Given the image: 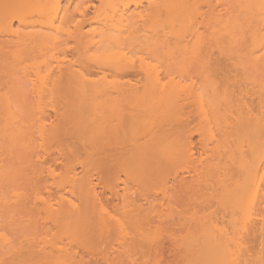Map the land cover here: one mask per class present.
Segmentation results:
<instances>
[{
    "label": "bare ground",
    "instance_id": "obj_1",
    "mask_svg": "<svg viewBox=\"0 0 264 264\" xmlns=\"http://www.w3.org/2000/svg\"><path fill=\"white\" fill-rule=\"evenodd\" d=\"M96 1L97 4L93 5V17H91L89 21H86L88 19H86V17H89L88 10L90 7H84L81 9L77 8L76 12L81 17L80 20H77L75 15L71 14L72 4H67L66 0H0V54H3L5 58L4 62H2V64H5V66L3 67L5 69L3 70L1 69L2 67L0 68V70H2L0 71V86H4L2 84H6L8 81V85L11 84L13 86V83L18 84H15L13 88L15 89L16 87V89L18 88L17 90L21 88L22 92L25 91L23 92L25 102L24 99L23 102L27 103L26 105L31 108L35 103L33 109H35L37 113L41 115L39 117V120H41V124L39 126H37V119H31L32 122L30 120H28L29 122L26 120L24 121L23 117L21 115H18V113L13 110L14 104L12 103V101L10 102V98L8 97L7 93H1L2 90L0 89V154L6 152H28L29 155L32 153L34 155L35 153L33 150L36 149L34 148V146L36 147V145L34 144L36 141H38V137L36 138V135H38V133L39 140L41 139L42 145L44 142V144L48 143L47 146H49V143H52V145L54 146V140H56V142L57 140H59L60 144L58 147L56 146L59 150V147L62 144L60 141L62 140V138L60 137H63V135L68 137V135H65L64 133L66 132L67 127L65 128L63 135L61 134L65 125H69L70 128H77H75L73 131L75 133L77 132L76 138L78 139V142H80L81 145H83V147L85 148L82 150H86L87 154L85 155L82 153V156H84H80V151L83 152L82 150H80L79 152L75 151L76 153L73 154L71 149L74 146L68 148L70 146H66V140H63V142L65 143L63 144L64 146H66V148L63 146V144L62 146L64 147V149L71 150V152H69L70 156H73V158L71 156V158L73 159H71V161L73 162L69 161L70 165L67 162L68 165H65L66 169L64 170V174L61 173V175L58 176L59 182H57V185L55 186H57V188L67 190L68 192H63L62 194L64 195L58 193L61 196L59 197L57 194V196L59 197L58 199L56 197L57 200L54 197L52 200L55 199V201H49L50 199L47 201L46 199L43 200V204H41L43 207H41V209H43L45 213V217L43 218H45L50 223V225H52V227L54 226L52 230L55 228L52 240L49 241L47 239V236L45 240V243L47 244L40 249H35L38 246H31V244H27V247H25V245L22 243L24 247L19 246L20 242H16V244L15 241L11 239L10 233H6L8 229L5 230V227L8 228V226L14 223L16 220L9 219L6 222V225L3 221L0 220V260L3 261L0 264H5V262L6 264H10V261H8L9 258L11 259V261L15 260L13 261L15 264H31L32 262V264H84V261L86 260L82 261L83 258L81 256L80 257L82 259L77 257L79 255V252H76L75 249L77 247H82L81 249H83V251H87L88 248H90L88 252H90L91 250H95L94 252H96L98 255H101L102 252V255H109V251H111L110 247L112 244L109 245L110 238L107 240L106 234L112 235V233H114L112 232V230L114 229L115 231H119L118 233H115L116 235H118L117 239L114 235V239L119 241L117 242L119 248L117 247V244H115V246L113 247H115L116 250L112 247L115 251H113V253L109 257L105 255L107 256V258L103 256L105 260L101 256V259L104 260L102 261L107 262V264L108 262H111L110 264H138L141 260L144 259L143 258L136 263L137 255L134 256L129 254L132 252L131 249L133 248L130 249L131 252L130 250H127L128 247L125 248L126 245L124 244V241H126L129 237L128 235L130 231L128 232L126 230V227L124 225L125 221H121L119 219L120 217L116 218L117 215L115 216V213L112 214L107 210L105 204L103 203V198H101L103 197V195L100 196V190L98 189L99 183L103 184V187L105 186V188L111 189L114 186L113 190L111 189V191L115 190L113 192L114 196L117 195L118 201L122 202L121 206L124 207L125 205L124 208H128V205L131 206L130 210L133 209L135 213L138 212L136 213L137 216L138 214H140L139 208H142L144 204H146V206L153 205V207H156V204H152L153 202L149 201L148 198L144 199L145 197L143 198V200H145V203H142L143 205L141 204V207H139L140 205L138 206L133 202H129L125 193L123 194L119 190L116 191L119 187L117 184L120 185L119 182L117 183L119 178H117V184L114 183V185L111 187L113 183L112 181L111 183H109L110 185L108 184L110 187H106L107 181L105 179L108 178L106 177L103 180L102 178H104L103 171L108 167L103 166L104 168L102 167V169H99L100 172L98 171V168H101L102 166L100 165L101 162H98L101 154H103L104 156V154L108 152V150L106 149L105 150L107 152H105L104 147H107L108 145L110 146V144L112 145L114 144V142L115 145H118V143L119 145L122 144L123 134L121 133H125V131H127L126 129H124V127L126 128L127 126L128 128L130 126L129 128L135 129L133 128V126L136 127V124H139L138 126L142 125V128L145 127L147 129L148 127L149 133L147 134V137H142V140L144 137H146V139H144L146 141H143V144H140L139 147H133V149L135 148L136 150L137 148V150H134V153H132V155V151H129L130 154H126V151L123 152L126 154V158H128L127 155H129L130 160L133 158H138L141 166L138 164L136 159L134 161H136L137 163L133 162V165L138 164L140 166V169L141 167L142 169H144L143 166L145 165L144 163H146V160L147 162L154 161L155 164L153 162L151 163L155 167H158L156 162L160 158L163 159L161 160V162L158 161L161 163V165L163 164L162 161H167L166 164L164 163L166 165L165 170L167 168L169 169L170 165L172 166L174 164H180L181 167L180 165H178V168L174 165L176 167H174L176 170L175 172H178V170H180L179 172L182 173L185 170L188 175H190L191 173H198L199 176L197 175L198 178L196 182V176L194 178L195 180L193 179V177H191L190 179V176H185V172H183L181 174L182 176L179 177L180 179L178 178L175 182L177 173H175V175L174 172H172L174 171L173 168L172 170L169 169L174 174V182H178V185L180 184L181 188H185L183 189L185 190V192L189 190L191 191L189 193L190 199L192 197L191 194L197 197L201 195L204 192H202V190H204L202 189V187L207 189L204 194L201 195V197L199 196V199L197 197L194 198L195 196H193L191 200H194V206L202 199L203 203H201V200L197 204L200 205L198 206L200 209L204 205L205 208H203V206L202 209L206 210L208 209L207 204H212V207L215 206L214 208H216V210L218 209V211H220L219 209H222V211H225L226 216L228 215V217L230 218H226L227 221H219L220 218H213L214 215L210 212V214H212V216L210 215L212 218L210 216H207L210 218H207L208 220L204 221V219L201 217V221H204L201 222L199 218L200 212L197 210L199 214L196 215L195 218L198 217L199 221H196L197 219H193L196 221L195 223H201H197L199 226H201L199 227V229L194 230L195 232H197L196 235L190 237L189 240L184 239V242L182 243L185 244L181 243V246L183 247H181V249L178 248V254H174V259L176 260L175 264H264V80L261 83L259 81L255 82L254 80L253 82L251 80L252 83H250V85H247L246 89H244L245 91H242L243 93L241 92L243 95L241 96V93H239L243 101H241L240 99V101H237V98L239 96H237L236 94L233 95L234 97L235 95L237 96L236 101L237 103L239 102V105L237 106L239 107V110L236 109L238 111V114L233 117L234 119L230 118L229 116H225V119L227 118L225 121L223 118V114V117H221V119L223 118L222 120L224 125H222V127L224 128L222 129L221 127L215 129L222 132V134L220 136L218 135V137L216 135L218 132L214 131V127L220 126V121L216 116L215 119L214 116H212L213 114L211 113V115L209 116L208 112H206L207 110H205L207 106L203 98V86H201L200 84L198 85V83L193 80L191 81L187 78L185 79L184 76H181V74L184 73L183 71L186 70L185 66L187 62L191 59L199 60L200 57V60L204 61L203 57H205L206 59L208 58L207 61L210 62L209 58L212 59L211 57H213V50H215V53L218 51L219 53L225 55L227 53V44L229 46L243 44L248 50L247 55L253 63L254 72L259 75L261 71L264 77V0H231L229 3H223L224 1L222 2L221 0H210V3L209 0H206L210 3L208 4V6L211 15H206L207 20L203 19L201 21L203 22L204 20H206L207 23L206 25H204V27L201 26L202 24L199 23L200 19L198 18V15L201 14H199L200 9L198 7L199 5L197 6V1L200 0ZM144 1L149 4V9L150 11H152L151 15H149L147 12L148 10H146L148 7H144ZM145 12H147V14H144ZM148 17L150 18L149 20H155L152 21L153 23L155 22V25H153L150 29L147 26ZM203 24H205V22ZM199 26H201V28L203 27L204 31H202L203 29L201 30ZM148 29L151 30L152 39L155 40V42L153 41V45L163 47L164 51H167L168 48V51H165L168 57V60L166 61L168 62V64H166L165 66L168 65V67H165L161 64L159 65V63L153 62V60L146 58V56L143 55L146 50L142 54L144 57H136V55L133 54L134 50L131 48V46H133V44L139 39H148L147 35H145V33H148L149 31ZM71 42L73 43L74 48L70 47ZM160 47L159 49H161ZM68 48H72L74 52L76 51V53L74 54V59L73 57L70 60L65 59L67 56L64 52ZM62 55H65V57H62ZM146 55L148 56L147 53ZM176 65L177 67H175ZM163 67H165V71L167 70L166 72L163 71ZM171 67H173V69L177 68L181 72L178 79L177 77H173V75L170 74L171 69L169 70L170 72L168 71V68ZM173 69L172 71H174ZM220 69L222 70V66ZM223 69L225 70L224 67ZM93 70H97L98 74L100 73L102 74V76L99 79H93ZM135 73L138 76H143H141V85L139 83V85H137V83L134 84L131 79H125L129 76L131 77ZM3 74L6 76L5 78L4 76H2ZM174 74L176 73L174 72ZM109 76L110 78H112L111 80H109ZM122 79L125 81H122ZM4 81L7 82L5 83ZM224 85L226 88V81ZM13 88L12 90L14 91ZM231 90L234 89L231 88ZM227 94L229 95V91ZM234 97L232 98L234 99ZM228 98L231 97L228 96ZM126 103L131 112L132 106H134L133 109L135 107L138 108H136V113L139 109H141L142 111H140V113L143 114L142 112H144V119L141 118V114L140 117H138L137 115V117H134L133 115L135 113L132 112L133 115H131L129 111V113L126 111V113L130 115L128 118V120L130 119V121H128L130 124H127V119L126 121L124 120V115L123 120L119 117V120L117 122L115 120H111L112 118L115 119V114H117L116 112L118 111V108L121 109V104L125 105ZM50 105H54V109H56L57 106L59 108V111L54 110V116L46 115L48 113L47 109L51 107ZM198 107L200 108V114L202 113L201 117H204V122L202 121L204 124L201 122L199 123L203 124L202 127L197 122H195L200 126V129H198L199 127L197 128L196 125V131L199 134L201 133L200 135L202 138L200 141L202 142V145H200L203 148L202 153L197 152L198 156L200 157H196L197 153L194 150L196 144H194L192 140L194 135L193 133H196V131H194V129H189L190 119L188 117L191 113H193L192 109L194 108L195 110ZM74 108L78 110L75 111ZM189 108L190 110H192L191 113L189 112L190 114H185L184 111L186 109L190 111ZM199 108L197 109L198 111L195 110L194 114L196 112H199ZM126 110H128V108ZM122 111L123 110L121 109V112ZM69 112L72 114V116H75L70 117V124L77 123L78 125L76 124V126H74L73 124V126H71L72 124H69ZM74 113L76 115H73ZM107 113L110 114L109 116L112 115L111 119L107 118ZM118 113H120V110ZM122 113H120V115H122ZM226 113L228 114V111H226ZM233 113L235 112L233 111ZM82 114H85L87 116H83ZM197 114L195 115L198 116ZM81 115L83 117H81ZM147 115L148 117H146ZM76 116H78L80 122L78 121V119L75 120ZM131 116L133 117L130 118ZM232 116L233 115H231V117ZM53 117H55L57 123L58 120L60 121L58 124L61 126L56 127L55 124L57 123H55V120H52ZM47 120H51L50 126L48 125L50 122L47 123ZM195 120L197 121V119ZM121 123L122 127L121 125H119ZM118 126L120 127L121 133L118 129ZM36 127H38V129H36ZM50 127H52L51 130H49ZM143 131L144 130H142V134ZM136 132L138 133L140 131L137 130ZM117 134L119 135V137H117ZM113 137L116 139H114ZM119 139H121L120 142ZM138 140L141 139L139 138ZM135 143L138 144L140 142H137L136 140ZM41 144L39 145L40 149L42 146ZM67 144H70L69 141L67 142ZM137 144H134V146ZM209 145L212 146L209 147ZM43 147L44 148L41 149L42 151L47 150L45 149V145H43ZM56 147L54 146L55 149ZM102 147L104 151L102 150ZM107 148L111 150V148L113 149L114 147ZM197 148L198 147H196V149ZM38 149L39 148L37 146V150ZM113 150H116V148ZM109 153L113 154L112 152H108V155ZM41 154L42 153H40V155ZM68 154L69 153H67L66 155L69 156ZM75 154H78L80 157H82V159ZM209 154L211 155L209 156V162L203 165L204 167H200L199 169L202 168V170L200 171L196 167L198 165H196L195 163L199 158L204 157L203 155L206 156ZM74 155L78 158H76ZM108 155H105L106 159ZM115 155L112 156L114 157ZM103 156L101 157V159H103L104 161L105 157ZM156 156L158 159L156 158ZM34 157H36V155ZM85 157L86 159H84ZM116 157L115 159H113L114 161L117 159ZM152 157H154V160ZM121 158L123 159L122 156ZM121 158L119 160L117 159L119 163L117 162V166L115 165L116 168H119L120 166L122 168H125L126 165L130 166L129 163L127 164V162H122L123 160H121ZM223 158L225 159V161L228 160L226 161V164H223L225 163V161H221ZM75 159L77 160L75 161ZM111 159L109 161L110 163ZM141 159L143 160V166L141 164L142 162H140ZM199 160L198 164L200 163ZM103 161L102 163H106V160L104 162ZM229 161L231 165L236 167L235 169H233V172H231V165H228ZM123 163L126 165L124 166ZM160 163H158V165ZM79 164L81 165L79 168L83 169V171L81 170L82 174L79 173L80 170H76V167ZM111 165L112 164H110V167ZM165 165L162 167L164 168ZM149 166H151V164ZM227 166L228 168H230V170L227 168ZM96 167L97 169H94ZM147 167L148 166L146 165V169H144V172L147 171ZM127 168L128 167L126 166L125 169ZM132 168H134V166ZM148 168L150 169V167ZM7 169H2L1 165L0 180H2L5 175L4 171L5 173L6 171H9ZM153 169L154 168L151 169L152 172ZM54 171L55 170H52L51 172L49 168L47 173L50 172L48 174L54 176ZM93 171L95 173V176H98L102 171L100 177L98 176V181L94 179L97 178V176H94ZM148 173L147 174L151 176L150 170L148 171ZM160 173L162 172H159L157 174L158 179L160 178ZM166 173L170 172L166 171ZM32 174L30 173V175ZM40 174L42 173H39V176H41ZM56 177L53 178L55 179ZM139 177H141V175ZM147 177L148 176H146V178ZM164 177L165 174L163 175V178ZM54 179L53 181L55 184L56 179ZM148 180L149 179H147V181ZM96 181L99 183H96ZM150 182L153 181L150 180ZM124 183L122 184L124 185ZM165 183L168 184L167 182ZM165 183H162V185ZM192 184L196 185L193 186ZM168 185L165 189L163 188L160 191L161 194H163V198L161 197L163 200L165 199L164 197L167 196L166 193L169 190ZM197 185L200 187L202 185V187L199 188ZM37 188L36 190L40 191V189ZM186 188H188L189 190H186ZM166 189L168 190L166 191ZM199 189L201 191V194H193V192L195 193V190L198 192ZM36 190L33 192H36ZM124 191L128 190H124L123 188L122 192ZM22 194H14V198L18 202H14V205L17 204V208L19 207L18 205H25V203V206L27 208V201L25 200V198H23ZM26 194H24V196ZM32 198H35L34 201L36 200V197ZM5 199L6 198L2 199V201L0 202V204L2 203L1 205L9 206V203H11V206H14L12 204L13 199L4 202ZM197 199L198 202H196ZM37 200H40V198H38ZM143 200L141 202H143ZM38 205H40V202L38 203ZM191 205L193 206L192 203ZM8 206L6 208H8ZM157 206H161V209L164 208V205L162 204H157ZM22 208L24 207L21 206V209ZM165 209H163L162 211H164ZM216 210L214 211V214ZM135 213L132 212V214ZM220 213L222 212L220 211ZM161 215H163V213ZM143 217L141 219H138V221L140 220L139 222L144 220L142 222L143 224L140 223L141 225H144L145 222V219H143ZM133 218L135 217H131L129 219L131 220L130 223L127 221L126 223L132 224L134 222H138L137 219L132 222V220H134ZM138 223H134L133 225L138 226ZM146 224L144 225V229L140 225L143 231L148 229V226L146 227ZM93 227L98 229V236L95 234V238L93 237V240H95V242L97 241L98 243H94V246H92L91 244L87 248V246H85L87 244V234L93 229ZM99 231L101 232L99 233ZM158 231L159 230H156V232ZM160 232L161 231H159V233ZM99 234L100 236L102 234L103 237L101 236V238ZM148 234L144 233L142 234V236L145 244H149V246L154 242L156 243V241L158 242L159 236H161L157 233L156 235H159L157 237L153 233V237L156 236V238H153L149 236L150 234ZM130 237H134L135 239L132 238V240H136L139 236L136 238L134 233L133 236L130 235ZM150 237L152 238V240ZM138 239V242L141 241V238ZM149 239L151 244L148 243ZM47 240L49 242H46ZM99 240L106 242L105 244L104 242H102L103 245H101ZM185 240L187 242H185ZM67 241L68 243H66ZM127 241L129 242V240ZM159 241L160 242L158 243L162 244L163 240L162 242L161 240ZM74 243H76V246L74 245ZM99 243L100 246H98ZM155 243L152 244L153 246L151 245V250L157 249L153 248ZM67 244L69 245V247H67ZM159 244H157L158 247L161 246ZM107 245L109 247H107ZM72 246H75V249H73L74 247ZM102 246L105 247V250L103 251L101 250L103 249ZM97 247L102 248H98L99 251L97 252ZM159 249L161 248L159 247ZM175 249L178 250L177 247L174 248V250ZM159 251L160 250H157L156 252L159 253ZM94 252H90L93 254V258L95 255ZM135 253H137V251ZM97 254L96 256L98 257ZM140 254L142 255V253H139V255ZM7 255H9L10 257ZM175 256L176 258H180L176 259ZM134 257L136 260L133 259ZM174 259L172 263H174ZM154 261L155 260L153 259V263ZM13 262L11 263L14 264ZM142 264H148V260ZM158 264H161V262L159 261ZM168 264L170 263L168 262Z\"/></svg>",
    "mask_w": 264,
    "mask_h": 264
},
{
    "label": "rangeland",
    "instance_id": "obj_2",
    "mask_svg": "<svg viewBox=\"0 0 264 264\" xmlns=\"http://www.w3.org/2000/svg\"><path fill=\"white\" fill-rule=\"evenodd\" d=\"M69 1V2H68ZM201 1V2H200ZM200 1H197V6L199 7V9H200V12H199V14H201V15H198V18L200 19V22L199 23H201L202 25L201 26H203L204 27V25H206V18H207V16H209V15H211V13H210V10H209V6H208V4H210L211 2H210V0H209V2L208 1H206V0H200ZM204 1H205V3H204ZM217 1H220V0H217ZM223 3H229L231 0H221ZM66 2H67V4L69 3V4H72V8H71V14H74L75 15V17H76V19L77 20H80V16L77 14V12H76V9L77 8H84V7H90L89 8V14H88V16L89 17H86V21H89V19L91 18V17H93V5H95V4H97V1L96 0H66ZM145 3V8H147L146 10H148L147 12H148V14L149 15H151V13H152V11H150V7H149V4L146 2V1H144ZM199 2V3H198ZM208 2V3H207ZM143 4V5H144ZM216 4V3H215ZM146 5H148V6H146ZM210 9H212V8H210ZM147 12H145L144 14H147ZM210 14H209V13ZM212 12V11H211ZM207 15V16H206ZM200 16V17H199ZM204 16H206V17H204ZM146 17H147V15H146ZM201 17H202V19H201ZM148 20H147V22H148V24H147V26H148V28L150 29V28H152V26L153 25H155L152 21H155L154 19H152V20H149L150 18L148 17L147 18ZM203 19H206V20H204L203 22H201ZM208 19H209V17H208ZM205 22V24H203ZM76 23V22H75ZM74 23V24H75ZM153 23V24H152ZM87 24H88V22H87ZM152 24V25H151ZM17 25V24H16ZM200 25V24H199ZM201 26H199L200 27V29L202 30L203 29V27L201 28ZM206 28V27H205ZM148 29V30H149ZM202 31H204V29L202 30ZM145 35H147V37H148V39H146V38H143V39H139V40H137L134 44H133V46H131V48L134 50L133 51V54H135L136 55V57H140V56H146V58H149L150 60H153V62H156V63H159V65L161 64V65H163V66H165L166 64H168V62H166L168 59V57H167V55H166V53H165V51H164V48L163 47H160L161 49H159V47L158 46H155V45H153V43L155 42V40H153L152 39V33H151V30H149L148 31V33H145ZM154 41V42H153ZM173 42V41H172ZM228 44L226 45V50H227V55L225 56L224 54H221V53H219L217 50V52L215 53V50H213V52H212V55H213V57H211L212 59H210L209 58V60H210V62L209 61H207V59L205 58V57H203L204 59V61H202V60H200V57H199V60H196V59H191L190 61H188L187 62V64H186V70L185 71H183L184 73H182L181 74V76H184V78L186 79H188V80H193V81H195V82H197L198 83V85L200 84L201 86H203V91H204V96H203V98H204V100H205V102H206V106H207V108L205 109V110H207L206 112H208V114H209V116L211 115V114H213L212 116H214V118H215V116L217 117V119L222 123H220L219 122V124H220V126H218V127H214V131H217V130H215V129H217V128H221L222 127V125H224V123H223V118H224V121L227 119H225V116H229L230 118H233V117H235V115L236 114H238V111L236 110V109H238L239 110V107H237L238 105H239V102L237 103V101H243V99H242V91L244 90V89H246V87H247V85H250V83H252V81L254 82V80H255V82H262L263 80H264V77H263V74H262V72L260 71V73H259V75H257L255 72H254V68H253V63H252V61L250 60V58H248V55H247V52H248V50H247V48L245 47V45H243V44H238V45H232V46H229V48H228ZM70 47H72V48H74V46H73V43L71 42V44H70ZM70 49V48H68L64 53H66L65 55L67 56L65 59H67V60H70L72 57H73V59H74V54L76 53V51L74 52V50L73 49ZM163 48V49H162ZM73 50V51H72ZM146 50V51H145ZM145 51V52H144ZM167 51H168V48H167ZM166 51V52H167ZM143 52H144V54H143ZM146 53L148 54V56L146 55ZM164 53V54H163ZM143 54V55H142ZM221 56H220V55ZM65 55H62V57L64 56L65 57ZM212 55H210V56H212ZM222 55H223V57H222ZM76 56V55H75ZM143 56V57H144ZM202 56V55H201ZM225 56V57H224ZM1 57H2V59H1ZM76 59H77V57H76ZM202 59V58H201ZM4 60H5V58H4V55L3 54H0V68L1 69H5V68H3L4 66H5V64L3 63L2 64V62H4ZM207 61V62H206ZM209 63H211V64H209ZM210 65H212V66H210ZM219 66H220V68H221V66H222V70L219 68ZM162 67V66H161ZM165 67H168V65L167 66H165ZM165 67H163L162 69H163V71H165ZM174 67V66H173ZM173 67H171V68H168V71L171 69V72H173V73H171L170 71V74H172L173 75V77H177V79L180 77L179 76V74L181 73L177 68H175V69H173ZM175 67H177V65L175 66ZM223 67L225 68V70L223 69ZM167 69V68H166ZM172 69L174 70V71H172ZM177 69V70H176ZM221 71H220V70ZM224 70V71H223ZM0 71H2V70H0ZM167 71V70H166ZM165 71V72H166ZM179 71V72H178ZM93 72H94V74H93V76H92V78L93 79H96V78H100L101 76H102V74H98V72H97V70L95 71V70H93ZM174 72L176 73V74H174ZM5 74V73H4ZM2 75V76H4V78L6 77L5 75ZM178 74V75H177ZM100 75V76H99ZM135 75V76H134ZM134 75H132L131 77L129 76L128 78H125L126 80L127 79H131L132 80V82H134V84H136L137 83V85H139L141 82H142V75H140V76H138V75H136V73L134 74ZM175 75V76H174ZM177 75V76H176ZM142 76V77H141ZM251 76H253V77H251ZM108 78H110V76L108 77ZM251 78V79H250ZM256 78V79H255ZM112 78H110L109 80H111ZM6 80V79H5ZM144 80V79H143ZM252 80V81H251ZM7 81H8V79H7ZM7 81H4L5 83L7 82ZM122 81H125V80H123L122 79ZM141 81V82H140ZM225 81H226V88H225V85H224V83H225ZM251 81V82H250ZM9 82V81H8ZM6 83V84H2V85H4V86H0V89L2 90H0L1 91V93H7V95H8V97L10 98V102L12 101V103L14 104H12L13 105V110H15L17 113H18V115H21L22 117H23V119H24V121L26 120V121H28V120H30L31 121V119L33 120H36V122H37V126H39L41 123V120H39V117L41 116V115H39V113H37V111L35 110V109H33V106H35V103L33 104V106H32V108L31 107H29L28 105H26L27 103H24L25 102V98L23 97L24 95H23V92H25V91H21V88H19V90H17L16 89V87H15V89L13 88L14 87V85L16 84H14L13 83V86L10 84V85H8L9 83ZM190 82V81H189ZM10 83H12V82H10ZM139 83V84H138ZM228 83V84H227ZM16 85H18V84H16ZM20 85V84H19ZM25 85V84H24ZM141 85V84H140ZM223 85V86H222ZM12 86V87H11ZM22 86H23V84H22ZM7 87V88H6ZM250 87V86H249ZM10 88V89H9ZM12 88L14 89V91L12 90ZM223 88V89H222ZM225 88V89H224ZM230 88V89H229ZM231 88L232 89H234V90H231ZM228 89V90H227ZM12 90V91H11ZM227 92H226V91ZM10 91V92H9ZM228 91H229V95L227 94L228 93ZM232 91V92H231ZM245 91V90H244ZM9 92V93H8ZM224 92H226V93H224ZM234 92V93H233ZM242 92V93H241ZM233 93V94H232ZM239 93H241L240 95H239ZM227 94V95H226ZM231 94V95H230ZM234 94H236L237 96H239L237 99H236V95H235V97L233 96ZM228 96L229 97H231V98H228ZM12 97H14V98H12ZM232 97H234V99L232 98ZM11 98H12V100H11ZM23 99H24V102H23ZM240 99V100H239ZM237 100V101H236ZM55 105V104H54ZM54 105H50L51 107H49L47 110V114L46 115H53L54 116V110L55 111H59V108H58V106L56 107V109H54ZM125 105H126V107H125ZM121 104V109L124 111H122L121 112V109H119L118 108V111L116 112L117 114H115V119L114 118H112L111 116H109L110 114H108V117L107 118H112L111 120H115L116 122L119 120V118H121L122 120H123V118L125 117V121H126V119H127V124L129 123L128 121H130V119L128 120V118H129V114H127L126 113V111L128 112H130L131 113V115H133L132 114V112L133 113H135L133 116L135 117L136 115L138 116V117H140L141 115V118H143L144 119V112H142L143 114H141L140 113V111H142L141 109H139L138 110V112L136 113L135 111H137V107H135L134 109H133V107L134 106H132L131 107V110H132V112L130 111V109H129V107H128V105H127V103L126 104ZM235 105H236V107H235ZM76 106V105H75ZM123 106V107H122ZM136 106V105H135ZM205 106V107H206ZM72 107V106H71ZM35 108V107H34ZM52 110H51V109ZM61 108V107H60ZM125 110H124V109ZM128 108V110H126ZM137 108V109H136ZM199 108V107H198ZM197 108V109H198ZM197 109H195V110H197ZM208 109H209V111H208ZM74 110L75 111H77L75 108H74ZM119 110H120V113H122V115H120V113H118L119 112ZM189 110H190V108H189ZM193 110V111H192ZM192 110H190V111H188V109H186L184 112H185V114H188L189 112L191 113V111L193 112V113H189L190 114V116H188L189 117V119H190V127H189V129H194V131H196L197 130V128L198 129H200V126L202 127L203 126V118L204 117H201V114H200V108H199V112H196L195 114H197L198 116H200V117H198V116H196L195 114H194V112H195V110H194V108L192 109ZM60 111H61V109H60ZM71 111V110H70ZM108 111V110H107ZM188 111V112H187ZM198 111V110H197ZM226 111H228V114L226 113ZM231 111V112H230ZM233 111L235 112V113H233ZM237 111V112H236ZM74 112V111H73ZM72 112V113H73ZM128 112V113H129ZM231 114H230V113ZM36 113V114H35ZM70 113V112H69ZM77 113V112H76ZM80 113V112H79ZM126 113V114H125ZM211 113V114H210ZM34 114V115H33ZM114 114H113V117H114ZM141 114V115H140ZM200 114V115H199ZM223 114H224V117H223ZM227 114V115H226ZM70 116H68V120H69V124H70V117H75V116H72V114L70 113L69 114ZM73 115H76L75 113L73 114ZM83 116L85 115V114H82ZM81 115V117H83ZM106 115V114H105ZM120 115V116H119ZM123 115H124V117H123ZM194 115V116H193ZM231 115H233L232 117H231ZM36 116H38V117H36ZM85 116H87V115H85ZM107 116V115H106ZM117 116V117H116ZM122 116V117H121ZM133 116H131L130 118H132ZM136 116V117H137ZM187 116V115H186ZM185 116V117H186ZM198 117V118H196V117ZM211 116V117H212ZM35 117V118H34ZM119 117V118H118ZM146 117H148V115L146 116ZM221 117H223L222 119H221ZM237 117V116H236ZM140 118V119H141ZM194 118V119H193ZM73 119V118H72ZM78 119V121L80 122V119L78 118V116H76V119L75 120H77ZM117 119V120H116ZM133 119H136V118H133ZM142 119V120H143ZM148 119V118H147ZM188 119V118H187ZM195 119H197V121L195 120ZM202 119V120H201ZM216 119V118H215ZM234 119V118H233ZM52 120L54 121L55 120V117H53L52 118ZM61 120V119H60ZM67 120V121H68ZM74 120V119H73ZM142 120H138V121H142ZM212 120H213V118H212ZM230 120V119H229ZM232 120V119H231ZM48 121V120H47ZM62 121H63V119H62ZM121 121V120H120ZM125 121H124V123H125ZM203 121V122H202ZM217 121V120H216ZM29 122V121H28ZM32 122V121H31ZM34 122V121H33ZM50 122V123H49ZM60 121L58 120V123H59ZM75 122V121H74ZM116 122H114V123H116ZM195 122H197L198 124L201 122V123H203V124H197V123H195ZM218 122V121H217ZM35 123V122H34ZM47 123H49L48 125L50 126V124H51V120H49ZM55 123H57V120H55ZM57 123V124H58ZM68 123V122H67ZM120 123V122H119ZM123 123V122H122ZM122 123L121 124H119V125H121V127H122ZM123 123V124H124ZM192 123V124H191ZM195 123V124H194ZM28 124V123H27ZM57 124H55L56 125V127L57 126H61V125H57ZM65 124V123H64ZM72 124V123H71ZM70 124V125H71ZM74 124V123H73ZM73 124L71 125V126H73ZM77 124V123H76ZM76 124H74V126H76ZM126 124V125H127ZM130 124V123H129ZM53 125H54V123H53ZM78 125V124H77ZM139 124H136V127H134L133 126V128H135V129H132V128H127V126H126V128L124 127V129H126L127 131H125V133L124 132H122L121 133V131H120V127L118 126V129H119V131H120V133L121 134H123V138H122V144H120L119 145V143H118V145H115V142H114V144H110V146L108 145L107 147H114L113 149H115L116 148V150H113L112 148H111V150H109L106 146L104 147V150L106 149V150H108V152H112L113 154H111V153H109V155H108V152L105 150V152H107V153H105L104 154V156H103V154H101V157L103 156V157H105L104 159L106 160V163H102V161H103V159H101V157L100 156H98V157H100V159L102 160H98V162H101V164L100 163H98V164H100V165H102L101 166V168L99 167L98 168V171H99V169H102V167L104 166V167H108V168H106L103 172V177L104 178H102V180L103 179H105L106 177L108 178V179H105L106 181H107V184H106V187H110L109 185V183H111L112 181H113V183H112V185H111V187L114 185V183H116V181H117V178H119L118 179V181H117V183L119 182L120 183V185L119 184H117L118 186H116V187H118V189L116 190V191H121V193H125L126 195H127V200L129 201V202H133L134 204H137L139 207H141L145 202V200H143V198L144 199H146V198H148V200L149 201H151V202H153L152 204H156V207H153V205L152 206H146V204H144L143 206H142V208H139V213L141 214H138V216H137V214L136 213H138V212H136L135 213V211H133V209L132 210H130V207L131 206H129L128 205V208H124L125 207V205H124V207L123 206H121V201H118V199H117V195H115L114 196V191H111V189L113 190V188H114V186L110 189V188H105V186L103 187V184H100L99 182H97L98 180V176L100 177V174L102 173V171H101V173L97 176V178H94V179H96L97 181H96V183H99V187H98V189L100 190L99 192H100V196H102L103 195V197H101V198H103L102 200L104 201L103 203L105 204V206H106V208H107V210L109 211V212H111L112 214H114L115 213V216L117 215V217L116 218H119L121 221L123 220V221H125V223H124V225H125V227H126V230L129 232V237H130V235L131 236H133V234L135 233V237L137 238L138 236V238H141V241H139L138 242V238L136 239V240H134L135 238L134 237H132V238H134L133 240H132V238L130 237H128L127 238V240H129V242L127 241V243H126V241H124L125 243V245H126V247L125 248H127V250L129 251L131 248H133V249H131L132 250V252H131V250H130V252L131 253H129L127 250V252L130 254V255H134V256H136L137 258V261H136V263L137 262H139L141 259H143V260H141L138 264H142V263H144L145 261H147L148 260V264H158L159 263V261L161 262V264L163 263V264H168V262L170 263V264H175L176 263V260L174 259V254H178V252L177 251H179V249H181V247H183V246H181L182 244H185V243H182V242H184V239H186V240H189V238L190 237H192V236H194V235H196L197 234V232H195L194 230L195 229H199V227L201 226H199L197 223H199V222H197V223H195L196 221H199L198 220V217L197 218H195L196 217V215H198L199 213H198V211L200 212V215H199V218H200V221H201V219L203 218L204 219V221L206 220H208L207 218H210L211 216H212V214L215 216H213V218H217V217H219V218H217V219H219V221L220 220H226V218L227 219H230L229 217H228V215L226 216V213H225V211H222V209H219L222 213H220V211H218V209L216 210V208H214V207H212L213 205L211 204V205H208L207 204V207H208V209H202V207L204 206H202L201 207V209L198 207V206H200V205H197L199 202H198V199H199V196L201 197V195L202 194H204V192L207 190V189H205V188H203L202 187V185H201V187H202V189H204V190H202V194H201V191H200V189H199V193L195 190V193L193 192V194H201V195H199L198 197L197 196H195V195H192L191 194V199L193 198V196H195L194 198H198L197 200H196V202H198L197 204H195V206H196V208H195V206H194V200H191L190 199V190L188 189V188H186V190H189V191H187V192H185V190H183V189H185V188H181V186H180V184L178 185V182L177 183H175L176 182V180L179 178V177H181L182 175V173L183 172H185V176L186 175H188V173H186V171L184 170L182 173L181 172H179L180 170H178V172H175L176 170H175V168L177 167H179L178 165H180V164H174V165H170V167H169V169H171L172 170V168H173V170L174 171H172V172H174V174L175 173H177V177L175 178L174 177V174L168 169H166L165 170V168H166V162L167 161H162V163L165 165V167L163 168L162 166H164L163 164L161 165V160H163V159H160L159 158V160H157V162H156V164H157V166L158 167H155L151 162H153L154 164H155V162L154 161H148L147 162V160H146V163H144L143 164V160L141 159V161L140 162H142L141 164H142V166L144 165L145 167H146V165L148 166V167H150V169L147 167V171H145L144 172V169H146L144 166H143V168L144 169H142V167H141V169L139 168L141 165H140V163H139V161H138V158H133V159H131L130 160V158H129V155H127L128 156V158H126V154L127 153H129V151L131 152V155H132V153H134L133 151L135 150V148L133 149V147H139V145L140 144H143L144 142L143 141H146V140H144V139H146V137H147V134L149 133L148 132V127H147V129L145 130L144 128H142V125L141 126H138ZM196 125H197V128H196ZM52 126V125H51ZM69 125H65V127L63 128V131L61 132V134L63 135V132L65 131V128H66V132H64L65 133V135H68V137L67 136H64L63 135V137H60V138H62V140H60L61 141V143L63 144L64 142H63V140L66 142V146H70V147H68V148H71L72 146H74V147H72V152H73V154L74 153H76L75 151H80V150H82V149H85L84 147H83V145H81V143L80 142H78V139L76 138V135H77V132L75 133L73 130L76 128H70V126L68 127ZM147 126V125H146ZM214 126V125H213ZM48 127V126H47ZM55 127V126H54ZM53 127V128H54ZM55 127V128H56ZM54 128V129H55ZM136 128H137V130L138 131H140V132H136L137 130H136ZM142 128V129H141ZM224 127H222V129H223ZM36 129H38V127H36ZM52 129V127H50L49 128V130H51ZM71 129V130H70ZM77 129V128H76ZM123 129V128H122ZM130 131H129V130ZM140 129V130H139ZM142 130H144L143 131V134H144V132H145V134L143 135L142 134ZM228 130V129H227ZM53 131V130H52ZM51 131V132H52ZM68 131H70V132H68ZM75 131H77V130H75ZM118 131V132H119ZM201 131V130H200ZM74 132V133H73ZM127 132H128V134H127ZM218 132V133H217ZM216 133V135L218 136H220L221 134H222V132L219 130V131H217ZM224 132V131H223ZM49 133V132H48ZM119 133V134H120ZM130 133V134H129ZM37 134V133H36ZM125 134V135H124ZM137 134H138V136H137ZM194 135H193V138H192V140H193V143L194 144H196V147H198L197 149H196V147H194V150H195V152L197 153H199V152H201L202 153V147L200 146V145H202L201 143L202 142H200L201 141V133L199 134L197 131H196V133L194 132L193 133ZM199 134V135H198ZM121 136V135H120ZM127 136V137H126ZM143 136H146V137H144L143 138V140H142V137ZM198 136H200V137H198ZM218 136V137H219ZM38 137V138H37ZM67 137V138H66ZM74 137V138H73ZM117 137H119V135L117 134ZM36 138H37V140L38 141H36L35 142V144L34 145H36V147L34 146V148H36V149H34L33 151H34V155H33V153L32 154H30L29 155V153L28 152H24V153H8V152H6V153H1L0 154V160H1V162H0V167H1V165H2V169H4L5 170V168L7 169V170H9V171H6V173H7V175H6V173H5V171H4V174L6 175V177H5V175H4V177L2 178V180H0V202L2 201V199H4V198H6L5 199V201L4 202H6V201H8V200H12V201H10V202H12V204L14 205V202L15 203H18L17 201H16V199L14 198L15 197V195L14 194H22L23 192V198H25V200L27 201V208H26V203H25V205L24 204H20L22 207H24V208H22L21 209V206L20 205H18L19 207L17 208V204H15L14 206H11V203H9V206H11V207H9L8 205V208H6L7 206H3V205H1L0 204V220L1 221H3L4 222V224L6 225V222L9 220V219H15L16 221L14 222V223H12L11 225H9L8 226V228L7 227H3L5 230H7L8 229V231L6 232V231H4V232H6V233H10V237H11V239L13 240V241H15V243L17 242V243H19V246H22V247H24L23 245H22V243L25 245V247H27V244H31V246H38L37 248H35V249H40V248H42L43 246H45L47 243H45V240H46V237H47V239L49 240V241H51L52 240V238H53V234H54V230H55V228L52 230V228L54 227H52V225H50V223L45 219V218H43V217H45V213H44V210L43 209H41V207H42V205L41 204H43V200H46L47 199V201L49 200V201H51L54 197H55V199H56V197H57V199L61 196V195H59V194H62L63 192H66L67 190H64V189H61V188H57V186H55V185H57L56 183L57 182H59L58 180V176L59 175H61V173L62 174H64V170L66 169L65 168V165L67 164V162H68V164L70 165V162L69 161H71V159L73 158V156H72V158H71V156H70V152H71V150L69 149H64V147L66 148V146H64V144H63V146H62V144L60 145V147H61V149H60V147H59V150H58V146H59V140H57V142H56V140H54L55 141V144H54V146L56 147V149L54 148V146L52 145V143H49V146H47L48 145V143H45L44 144V142H43V145H45V149H47L48 150V148H49V152L47 151V150H45V151H47V152H45V151H42L41 149H43L44 147H43V145L41 144V139L39 140V133H38V135H36ZM59 138V139H60ZM65 138V139H64ZM111 138V137H110ZM114 138V137H113ZM141 139L142 140V142H141V140H138V139ZM67 139H68V141H69V145L67 144ZM114 139H116V138H114ZM118 140V139H117ZM117 140H116V142H117ZM120 140L121 139H119V142H120ZM136 140H137V142H140V143H135L136 142ZM113 141V140H112ZM38 142V143H37ZM40 142V143H39ZM58 145H57V144ZM127 143V144H126ZM42 145L41 146V149H40V147H39V145ZM77 144V145H76ZM131 144V145H130ZM134 144H137V145H135L134 146ZM215 144H216V142H215ZM51 145V146H50ZM114 145V146H113ZM37 146H38V150H37ZM116 146V147H115ZM125 146V147H124ZM195 146V145H194ZM212 145H209V147H211ZM53 147V148H52ZM63 147V148H62ZM76 147V148H75ZM52 148V149H51ZM121 148V149H120ZM127 148V149H126ZM201 148V149H200ZM65 151H64V150ZM201 151H200V150ZM216 149V148H215ZM41 152H40V151ZM53 150H55V151H53ZM68 150V151H67ZM102 150H103V147H102ZM103 150V151H104ZM123 150V151H122ZM136 150H137V148H136ZM135 150V151H136ZM198 150V151H197ZM38 151V152H37ZM62 151V152H61ZM67 151V152H66ZM70 151V152H69ZM83 152H81L80 151V156H82V153L83 154H85V155H87L86 154V150L84 151V150H82ZM114 151V152H113ZM122 151V152H121ZM126 151V154L125 153H123V152H125ZM43 152H45V153H43ZM59 152V153H58ZM66 152V153H65ZM77 152V153H78ZM40 153H42L41 155H40ZM47 153H49V154H47ZM67 153H69L68 155L69 156H67L66 154ZM198 153L196 154V157H200V156H198ZM210 153V152H209ZM217 153V152H216ZM72 154V153H71ZM108 155V157H107V159H106V156L105 155ZM111 154V155H110ZM115 154H117V155H115ZM119 154H122V155H119ZM124 154H125V156H124ZM130 154V153H129ZM36 155V157H34ZM76 155V154H75ZM74 155V156H75ZM112 155H115L114 157L112 156ZM135 155V154H134ZM41 156V157H40ZM67 156V157H66ZM76 156H79L78 154L76 155ZM75 156V157H76ZM79 156V157H80ZM84 156V155H83ZM82 156V157H83ZM116 156H118V157H116ZM121 156L123 157V159L121 158ZM204 157H201V158H199L198 160H199V164H198V160H197V162L195 163L196 165H198V166H196L198 169L200 168V167H202L203 165H205L207 162H209V156H211L210 154L209 155H203ZM34 157V158H33ZM70 159H69V158ZM82 157H80L81 159H82ZM112 159H111V158ZM115 157L119 160L120 158H121V160H123L122 162H127V164L129 163V165L130 166H128V165H126V164H124L123 163V165L125 166H127L128 168L127 169H125L126 168V166H125V168L123 167H119V168H116V164H117V162L119 163V161L117 160H113V159H115ZM125 157V158H124ZM132 157V156H131ZM215 157V156H214ZM213 157V158H214ZM216 157H217V154H216ZM38 158V159H37ZM76 158H78V157H76ZM109 158V159H108ZM153 158V160H154V157H152ZM156 158H157V156H156ZM208 158V159H207ZM69 159V160H68ZM84 159H86V157L84 158ZM110 159H111V163L109 162L110 161ZM136 159V161L138 162V164L140 165H138V164H134L133 165V162H136V161H134ZM149 159H150V157H149ZM158 159V158H157ZM73 160V159H72ZM77 159H75V161H76ZM104 160V161H105ZM152 160V159H151ZM103 161V162H104ZM113 161V162H112ZM156 161V160H155ZM158 161H160V162H158ZM221 161H225V159L223 158ZM226 161H228V160H226ZM226 161H225V163H223V164H226ZM71 162H73V161H71ZM112 164L111 165V167H110V164ZM115 162V163H114ZM136 162V163H137ZM145 162V161H144ZM131 163H132V165L134 166V168H132L133 166L131 165ZM158 163H160L159 165L161 166H159L158 165ZM168 163H170V162H168ZM67 164V165H68ZM97 164V165H98ZM103 164H105V165H103ZM122 164V163H121ZM120 164V165H121ZM151 164V166H149ZM173 164V163H172ZM222 164V163H221ZM116 165V166H115ZM138 165V166H137ZM228 165H231L230 164V161L228 162ZM77 166V165H76ZM81 165L79 164L77 167H76V170L77 171H79V173H81L82 174V172H81V170L83 171V169H81V168H79ZM136 166V167H135ZM233 165H231V167L230 168H232L231 170V172H233L234 170L233 169H235L236 167H232ZM22 167V168H21ZM37 167H39V168H37ZM70 167V166H69ZM73 167V166H72ZM98 167V166H97ZM97 167L96 168H94V169H97ZM103 167V168H104ZM175 167V168H174ZM180 167H181V165H180ZM204 167V166H203ZM19 168H21V169H19ZM35 168V169H34ZM49 168H50V171L52 172V170H55L54 171V176H52V175H49L48 173H50V172H48L47 173V171L49 170ZM78 168V169H77ZM136 168V169H135ZM138 168V169H137ZM152 168H154L153 169V172L151 171V169ZM158 168V169H157ZM161 168V169H160ZM227 168H228V166H227ZM230 168H228L229 170H230ZM16 169V170H15ZM18 169H19V171H18ZM42 169V170H41ZM52 169V170H51ZM181 169V168H180ZM29 170V171H28ZM30 170H31V172H30ZM43 171V172H41V171ZM118 170H120V171H118ZM127 170H129V171H127ZM150 170V172H151V176L150 175H148V174H150V173H148V171ZM160 170V171H159ZM200 171L202 170V168L201 169H199ZM3 171V170H2ZM33 171H35V172H33ZM36 171H39V172H36ZM97 171V172H98ZM154 171H155V173H154ZM159 171V172H162V173H160V180L158 179V173L157 172ZM166 171H168V172H170V173H166ZM21 172V173H20ZM22 172H23V174H22ZM25 172H26V174H25ZM32 174V175H30V173ZM95 172H96V170H95ZM100 172V171H99ZM118 172V173H117ZM121 172V173H120ZM127 172H128V174H130V175H128L127 174ZM132 172V173H131ZM137 172V173H136ZM36 173V174H35ZM38 173V174H37ZM39 173H42V174H40L41 176H39ZM44 173V174H43ZM141 173V174H140ZM148 173V174H147ZM155 174V175H153V174ZM199 173H201V172H199ZM24 174H25V176H24ZM58 174V175H57ZM93 174H94V176H95V173H94V171H93ZM117 174V175H116ZM147 174V175H146ZM165 174V177L163 178V175ZM191 174H192V176H191ZM190 175H188V176H190L189 178L191 179V177H193V179L195 178V176H196V180H195V182L197 181V175H198V173L196 174V173H191ZM196 174V175H195ZM35 175V176H34ZM37 175V176H36ZM120 175V176H119ZM132 175H134V176H132ZM141 175V177H143V178H141V177H139V176ZM156 175H157V177H156ZM176 175V174H175ZM178 175H180V176H178ZM26 177L27 179H28V181H27V179L26 178H23V177ZM39 176V177H38ZM50 176H52V177H50ZM57 176V177H56ZM95 176V177H96ZM126 176V177H125ZM146 176H148L147 178H146ZM155 176V177H154ZM199 176V175H198ZM35 177V178H34ZM40 177H41V180H40ZM53 177H56L55 179L53 178ZM61 177V176H60ZM59 177V178H60ZM136 177V178H135ZM154 177V178H153ZM161 177H162V179H161ZM38 178H39V180H38ZM112 178V179H111ZM157 178V179H156ZM174 178H175V182H174ZM1 179V178H0ZM53 179L55 180V184H54V181H53ZM101 179V178H100ZM133 179V180H132ZM147 179H149L148 181H147ZM155 179V180H154ZM165 179V180H164ZM180 179V178H179ZM108 180H110V181H108ZM121 180V181H120ZM128 180V181H127ZM131 180V181H130ZM137 180V181H136ZM150 180L151 181H153V182H150ZM158 180V181H157ZM164 180V181H163ZM133 181V182H132ZM144 181V182H143ZM147 181V182H146ZM163 181V182H162ZM179 181V180H178ZM105 182V181H104ZM103 182V183H104ZM126 184H125V183ZM141 182V183H140ZM156 182H159V183H156ZM165 183V182H167L168 184H163L164 185V187H163V185H162V183ZM102 183V182H101ZM106 183V182H105ZM122 183H124V185L122 184ZM151 183H153V184H151ZM198 183V182H197ZM40 184V185H39ZM109 184V185H108ZM115 184V185H116ZM136 184V185H135ZM140 184H141V186H140ZM158 184H161V185H158ZM108 185V186H107ZM156 185H158V186H156ZM167 185H168V189L170 190H168V189H166V191H167V198H168V200H167V198L166 197H164L165 199L163 200L162 198H163V194H161V189H165L166 187H167ZM193 186L194 185H196V184H192ZM144 186V187H143ZM146 186V187H145ZM160 186V187H159ZM198 186V185H197ZM196 186V187H197ZM38 187V188H37ZM150 187V188H149ZM199 188H201L200 186H198ZM206 187V186H205ZM31 188V189H30ZM33 188V189H32ZM36 188L37 189H40V191L39 190H36ZM123 188H124V190L126 189V190H128V191H124V192H122L123 191ZM116 189V188H115ZM16 190H19V191H16ZM21 190V191H20ZM36 190V192L38 193H36V192H33V191H35ZM14 191H16V192H14ZM32 191V192H31ZM39 191V192H38ZM165 191V192H166ZM22 192V193H21ZM27 194H26V193ZM30 192V193H29ZM68 192V191H67ZM112 192V193H111ZM164 192V191H163ZM13 193V194H12ZM41 193V194H40ZM59 193V194H58ZM129 194V196H128V194ZM24 194H26L25 196H24ZM40 194V195H39ZM57 194H58V196H57ZM66 194V193H65ZM165 194V195H166ZM188 194V195H187ZM30 195V196H29ZM33 195V196H32ZM37 195V196H36ZM62 195H64V194H62ZM28 196V197H27ZM39 196H42V197H39ZM158 196H159V198H158ZM12 197V198H11ZM32 197H36V200L34 201V199L35 198H32ZM128 197H129V199H128ZM162 197V198H161ZM8 198V199H7ZM38 198H40V200H37ZM150 198V199H149ZM15 199V200H14ZM55 199L54 200H52V201H55ZM56 199V200H57ZM120 199V198H119ZM190 199V200H189ZM22 200H24V199H22ZM143 200V202H141ZM147 200V201H148ZM154 200V201H153ZM156 200V201H155ZM167 200V201H166ZM206 200V199H205ZM25 201V202H26ZM37 201V202H36ZM148 201V202H149ZM190 201V202H189ZM40 202V205H38V203ZM42 202V203H41ZM194 202V203H193ZM207 202V201H206ZM53 203H55V202H53ZM143 203V204H142ZM163 203H166V204H163ZM191 203L193 204V206L191 205ZM201 203H203V200H202V202ZM200 203V204H201ZM127 204V203H126ZM128 204H131V203H128ZM142 204V205H141ZM157 204H162V205H164V208H160L161 206H157ZM5 205V204H4ZM206 205V204H205ZM40 206V207H39ZM14 207H16V208H14ZM126 207H127V205H126ZM134 207V206H133ZM132 207V208H133ZM209 207H211V208H209ZM21 210H20V209ZM26 208V209H25ZM43 208V207H42ZM138 208V207H137ZM156 208V209H155ZM167 210H166V209ZM203 208H205V206L203 207ZM24 209V210H23ZM123 209V210H122ZM163 209H165L164 211H162ZM193 209V210H192ZM212 209H214V210H212ZM43 210V211H42ZM135 210H137V209H135ZM141 210H143V211H141ZM198 210V211H197ZM200 210H202V211H200ZM216 210V212H215V214H214V211ZM203 211H204V214L206 215H204L203 214ZM41 212H42V215H41ZM127 214H126V213ZM130 212V213H129ZM132 212L133 213H135V214H132ZM160 212H162L163 213V215H161L162 213H160ZM210 212L212 213V214H210ZM165 213V214H164ZM207 213H209V214H207ZM218 213V214H217ZM223 213H225V214H223ZM44 214V215H43ZM193 214V215H192ZM194 214H195V216H194ZM219 214H222V215H219ZM133 215H136V216H133ZM143 215H144V217H143ZM191 215H192V217H191ZM211 215V216H210ZM217 215V216H216ZM194 216V217H193ZM207 216H210V217H207ZM220 216H224L223 218L222 217H220ZM226 216V217H225ZM121 217H122V219H121ZM131 217H135V218H133L134 220H132V222L133 221H135V219H137V221H138V219H141L142 217H143V219H145V222H144V225L146 224V223H148V224H146V227L149 229H147V228H145V229H147V230H145V231H143V229H144V225H141V224H143L142 222L144 221L143 219V221H141V222H134L135 224L136 223H138L137 225L138 226H134L133 224L134 223H132V224H127L126 223V221L127 222H131V220H129ZM136 217H138V218H136ZM140 217V218H139ZM188 217V218H187ZM202 217V218H201ZM43 218V219H42ZM196 220H194V219ZM212 218V217H211ZM222 218V219H221ZM45 219V220H44ZM191 219V220H190ZM194 220V222H193V220ZM203 221V220H202ZM201 221V222H202ZM203 221V222H204ZM227 221V220H226ZM3 222H1V223H3ZM141 223V224H140ZM226 223V222H225ZM142 226V228L143 229H141V227H140V225ZM199 224H201V223H199ZM3 225V224H2ZM150 227V228H149ZM198 227V228H197ZM111 229V228H110ZM113 229V228H112ZM117 229V228H116ZM118 230V229H117ZM156 230H159V231H161L160 233H159V231L158 232H156ZM52 231H53V233H52ZM98 231V229L97 228H94L93 227V229L87 234L88 235V238L86 239L87 240V244L85 245V246H87V248H88V246L89 245H91L92 244V246H94V243L95 244H97L96 242H95V240H93V237H94V235L96 234L97 235V232ZM194 231V232H193ZM101 231H99V233H100ZM103 232V231H102ZM112 232H114V233H112ZM112 232H110V233H112V235H110V234H106V239L108 240L109 238V245H111V251H109L110 252V254L109 255H107V254H103L102 255V253H101V255H98L96 252H94L95 250H91L90 252H94L95 253V255H94V258H93V254L92 253H90V252H88V250H90V248H88V250L86 251V250H84L83 251V249H81V248H76L75 249V246H76V243H74V245L75 246H72V247H74L73 249H75L76 250V252H79L78 254V256L77 257H79L80 259H82L83 258V260L82 261H84V260H86V261H84L85 263L84 264H107V262H103L105 259H104V257L103 256H105V255H107L108 257L109 256H111V254L113 253V251H115L116 249H115V247H113V246H115V244H117V247L119 246L118 245V243L117 242H119V241H117V240H115L114 238L116 237V239L118 238L117 236L118 235H116L115 233H118L119 231H115V229L114 230H112ZM150 232V233H149ZM131 233V234H130ZM148 234L149 236H151V237H153V235L155 234H160L161 236H159V240H161V242H162V240H163V242H162V244H159L158 242H160L159 240H158V242L156 241V243H155V245H154V247L153 248H157V249H153V250H151V248H152V244H154V243H150V239H149V241H148V243H150L151 245L149 246V244H145V242L143 241V236H142V234ZM152 233V234H151ZM154 233V234H153ZM163 233V234H162ZM48 234V235H47ZM103 235H104V233H103ZM114 235H115V237H114ZM98 236V235H97ZM99 236H100V234H99ZM101 236H102V234H101ZM100 236V237H101ZM110 236V237H109ZM157 236V235H156ZM156 236L155 237H153V238H156ZM157 236V237H158ZM44 237V238H43ZM99 237V238H100ZM103 237V236H102ZM101 237V238H102ZM150 237V238H151ZM42 238V239H41ZM95 238V237H94ZM96 238H98V237H96ZM105 238V237H104ZM160 238H162V239H160ZM183 238V239H182ZM28 239V240H27ZM32 239V240H31ZM105 239V240H106ZM113 239H114V241H113ZM131 239V240H130ZM30 240V241H29ZM46 241V242H49V241ZM97 240V239H96ZM151 240H152V238H151ZM181 240V241H180ZM185 240V242H187ZM26 241V242H25ZM32 241V242H31ZM100 241V240H99ZM111 241H113V242H111ZM155 241V240H154ZM30 242V243H29ZM102 242H104V241H100V243H101V245H103L102 244ZM106 242V241H105ZM105 242H104V244H105ZM114 242H116V243H114ZM178 242H179V246H178ZM14 243V244H15ZM16 243V244H17ZM34 243V244H33ZM45 243V244H44ZM66 243H68V241L66 242ZM100 243L98 244V246H100ZM182 243V244H181ZM127 244H128V246H127ZM157 244H159V245H161V246H159L161 249H159V247H158V245ZM73 245V244H72ZM131 247H130V246ZM133 245V246H132ZM79 246V245H78ZM82 246H84V245H82ZM96 246V245H95ZM157 246V247H156ZM175 246V247H174ZM67 247H69V245L67 244ZM80 247V246H79ZM103 247V249H101ZM102 247H97V252L99 251L98 250V248H100L102 251L103 250H105V247L104 246H102ZM107 247H109L108 245H107ZM115 249V250H113V248ZM116 247V248H117ZM130 247V248H129ZM177 247V249L178 250H174V248H176ZM119 248V247H118ZM86 249V248H85ZM107 249V248H106ZM78 250V251H77ZM109 250V249H108ZM135 250V251H134ZM155 250V251H154ZM157 250H160L159 251V253L158 252H156ZM137 251V253H135ZM142 251V252H141ZM154 251V252H153ZM174 251H176V252H174ZM76 252H75V254H76ZM101 252V251H100ZM109 252H107V253H109ZM134 252V253H133ZM105 253V252H104ZM139 253H142V255L141 256H143V257H141L140 255H139ZM157 253H158V255H157ZM96 254L98 255V257L96 256ZM100 254V253H99ZM161 255H162V257H161ZM7 256H9V255H7ZM6 256V257H7ZM82 258H81V257ZM101 256L103 257V259H101ZM107 256H105L106 258H107ZM177 256V255H176ZM176 256H175V258H176ZM179 256V255H178ZM10 257V256H9ZM113 257V256H112ZM141 257V258H140ZM140 258V259H139ZM178 258V257H177ZM176 258V259H177ZM180 258V257H179ZM178 258V259H179ZM12 259H14V258H12ZM33 259V258H32ZM133 259H135V257L133 258ZM135 259V260H136ZM153 259L155 260L154 261V263H153ZM173 259H174V263H172V261H173ZM103 260V261H102ZM7 261V260H6ZM8 261H10L9 263L10 264H12L11 262H13V261H15V260H13V261H11V259L9 258L8 259ZM168 261V262H167ZM178 261V260H177ZM1 262H3L2 260H0V263ZM8 263V262H7ZM14 263V262H13ZM31 263V262H30ZM33 263V262H32ZM31 263V264H32ZM111 262H108V264H110ZM3 264V263H2ZM5 264H6V262H5ZM15 264V263H14Z\"/></svg>",
    "mask_w": 264,
    "mask_h": 264
}]
</instances>
